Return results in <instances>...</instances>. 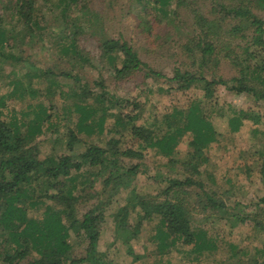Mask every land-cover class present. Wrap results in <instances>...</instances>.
Listing matches in <instances>:
<instances>
[{
	"label": "rangeland",
	"instance_id": "rangeland-1",
	"mask_svg": "<svg viewBox=\"0 0 264 264\" xmlns=\"http://www.w3.org/2000/svg\"><path fill=\"white\" fill-rule=\"evenodd\" d=\"M14 3L15 0H0V29L3 31L0 36V120L25 137V146L34 145L39 159L56 160L65 155L79 160V154L90 144L105 146L109 139H117L121 148L131 145L133 140L127 132L120 135L115 130V116L130 108L124 107V99L139 102L138 110L141 104L137 124L159 126L161 131L165 127V115L173 108H185L191 101L200 100V106L210 116L218 133L217 141L204 151L208 161L197 176L204 184L203 190L214 193L230 211L236 212L264 196V183L258 170L260 159L264 157V99H258L252 92L237 94L229 89L234 84L232 78L239 76L240 66L253 64L241 48L249 41L253 26L244 16H233L228 11L242 5L264 20V6L259 1L168 0L161 6L154 0H32V10L36 13L32 35L16 15ZM196 12L205 19L201 28ZM210 22L215 25V30L212 29L215 34H210L206 40L214 45V53L208 61H201L198 53L186 46L196 42L199 34L204 38L202 28L207 30ZM102 35L124 39L141 61L167 76L178 67L205 75L213 73L227 82L216 85L213 99L208 101L198 87L167 91L163 79L145 77L142 71L119 78L113 69L120 67L121 58L117 53L112 59L100 54ZM72 42L77 54L73 50L68 54L60 50L62 45ZM227 54L239 64H233ZM248 81L246 79L247 84ZM251 84L264 91L261 83L254 80ZM78 106L91 113L83 121V110ZM245 111L259 117V121L243 119L237 131H231L229 118ZM38 114L43 117L40 131L29 135L28 125ZM99 117L103 119L100 127ZM71 135L76 140L69 147ZM190 139L191 135L185 134L176 149L189 151ZM142 154L141 158L117 156L120 165L138 163L140 170L131 186L120 187L105 209L98 240V249L105 254L104 261L110 264H249L252 257H263L259 251H264V232L253 231L247 224L231 226L210 209L201 211L200 204L196 203L197 192L201 198L203 195L194 187L195 190L186 195L179 193L185 197L193 219L215 240L217 248L199 257L188 253L189 245H179L166 254L156 253L152 237L158 216L153 215L144 221L132 241L135 252L142 258L131 260L126 246L114 238V211L126 202L130 188L162 199L168 179H183L185 175L179 164L169 167L167 159L154 149L146 148ZM48 163L47 160L46 165ZM87 169L85 164L78 172H71L82 175L74 181L75 194L83 188L81 180ZM85 186L93 197L76 204L78 217L97 202L95 195L100 192L101 179H96L93 187ZM34 195L39 199L38 190ZM39 200L38 206L26 207L28 217L41 218L46 205L60 207L51 199L40 197ZM235 203L238 205L234 208ZM128 219L133 223L134 213ZM0 239V264H7L2 259L6 246L1 236ZM68 240L72 245L71 254L82 253L85 247L82 235L71 233ZM37 257L32 250L27 259Z\"/></svg>",
	"mask_w": 264,
	"mask_h": 264
},
{
	"label": "trees",
	"instance_id": "trees-1",
	"mask_svg": "<svg viewBox=\"0 0 264 264\" xmlns=\"http://www.w3.org/2000/svg\"><path fill=\"white\" fill-rule=\"evenodd\" d=\"M31 1L15 0L14 5L17 9L16 15L23 20L25 30L32 35L34 23L36 24V13L32 10ZM154 1L162 6L168 0ZM257 1L264 6V0ZM221 10L224 11L223 8ZM228 13L233 16H244L253 26L249 41L241 47L246 59L253 64L240 66L239 76L232 78L234 84L229 86V89L237 94L252 92L258 99H264V91L255 89L251 84L255 80L264 86V20L242 5ZM195 16L201 28L205 19L197 12ZM214 27L213 22L207 23V30L203 27L201 31L204 38L201 39L199 34L196 42L186 46L188 50L197 52L201 61H208L214 53V45L206 40L210 34H215L212 30ZM74 28L77 30L76 24ZM2 35L3 31L0 29V36ZM99 49L101 55L110 59L114 58L113 54L116 53L120 56V67L113 69L117 77L123 78L142 71L145 77L163 79L167 91L170 89L183 91L198 87L202 91L203 98L211 101L214 87L218 84L225 85L227 82L213 73L205 75L178 67L173 69L170 76L162 74L141 61L135 50L124 39L102 35ZM60 50L65 54L73 50L77 54L74 42L62 45ZM226 56L233 64H239L235 58H231L228 54ZM246 79L250 83L247 84ZM124 103V107L130 108L124 109L126 113L115 116V130L120 135L127 132L133 143L124 148L118 146L117 139H109L105 146L90 144L79 154V160L65 155L56 160L52 157L39 159L36 147L25 146V137L19 135L15 127L0 120V236L6 246L2 259L7 264H110L102 259L105 254L98 249L100 226L105 219L104 212L119 188L130 187L140 170L138 163L120 165L117 156L141 158L146 148L154 149L164 156L171 168L179 164L185 175L183 179L177 177L168 179V185L162 191L165 195L162 199L140 194L133 187L130 188L126 202L114 211L112 215L115 225L114 238L126 246V254L131 260L137 261L142 258L141 254L135 252L132 241L137 238L144 221L149 220L153 215L158 216L157 227L152 237L156 253L166 254L177 249L179 245H189L188 253L199 257L204 252L217 248L215 240L208 236L207 231L198 221L193 219V213L183 197V194L186 195L195 188L203 195L201 198L202 196L194 191L195 194L197 192L196 203L200 204L201 211L210 209L218 218L229 221L231 226L239 223L247 224L253 231L264 232V220L260 219V217L264 219V196L257 202L244 206L248 207L246 209L242 208L239 212L230 211L221 199L214 196V193L204 191L203 182L197 179L204 170L203 165L208 161L204 153L205 149L218 139V133L210 116L200 106V100L191 101L185 108H173L165 115L163 131L159 126L136 123L141 113V104L138 110L139 102L124 99ZM77 108L83 110L81 121L90 116L89 111L79 106ZM243 119H250L254 123L259 121V117L248 111L239 112L229 118L231 131H237ZM42 120V115L38 114L30 122L29 135L40 131ZM97 121L100 127L102 117ZM187 133L191 135L188 141L191 149L178 151L176 146ZM75 140L74 135H71L68 141L69 147H72ZM47 160L48 165H46ZM85 164L89 169L81 180L83 188L75 194L74 181L82 175H73L71 172L72 170L78 172ZM258 170L264 183L263 156L258 164ZM38 178H42L39 181L41 184L37 181ZM98 178L101 179V189L95 195L97 202L78 217L76 204L93 197L85 185L93 187ZM37 190L39 199L40 197L51 199L60 207L55 209L53 205H46L41 218L28 217L26 207L39 205L40 200L34 195ZM237 205L238 203H235L232 207L235 208ZM137 207L139 209H136ZM132 213L135 221L130 223L128 218ZM71 233L82 235L85 241L84 250L78 255L70 253L72 245L68 238ZM32 250L38 254V257L27 259ZM259 254L263 257H252L249 264H264V251H259Z\"/></svg>",
	"mask_w": 264,
	"mask_h": 264
}]
</instances>
